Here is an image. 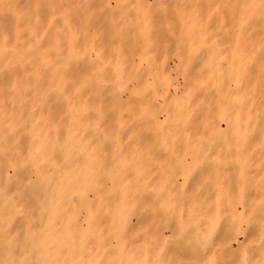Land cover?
<instances>
[{
  "label": "clouds",
  "instance_id": "clouds-1",
  "mask_svg": "<svg viewBox=\"0 0 264 264\" xmlns=\"http://www.w3.org/2000/svg\"><path fill=\"white\" fill-rule=\"evenodd\" d=\"M112 2L106 0L105 7L111 8ZM249 3L264 6V0ZM128 4L129 0H116L118 9ZM134 7L138 8L137 21L127 20V12L122 11L120 17L109 19L113 31L143 26L146 17L139 0ZM167 34V26L161 25L157 40ZM8 50L0 48V56ZM89 51L95 54L96 49ZM194 55V47L185 48L182 67ZM152 62L159 69L153 90L162 88L167 95L173 86L170 77L163 73L161 62ZM135 68V57L109 60L101 52L86 83L98 93L109 89V96L116 99L125 92L131 82L128 72ZM188 87L180 85L177 92L183 99V112L191 115L201 105L195 100L198 89L193 86L189 92ZM0 119H8L12 129L18 130L7 149L0 147V191L19 169L28 167L31 174L20 190L34 200L43 197L47 213L43 221L35 208L18 213L32 219H26L12 236L0 264H264V177L257 190L219 172L210 174L204 165L212 159L211 153L199 147L185 152L180 143L179 160L161 174L148 151L121 147L112 154L104 152L101 144L93 147L83 134L64 139L56 134L63 125L46 121L38 127L26 110L6 114L0 109ZM166 122L182 125L184 121L181 115L166 117ZM185 132L186 128L178 127L175 139L182 141ZM26 133L29 140L21 143ZM114 137L112 131L104 140ZM136 139L133 131L128 143ZM223 162L218 156L217 164ZM73 198L90 205L85 209L91 213L87 229L76 223L78 214L70 215L63 207L67 203L70 210ZM96 220L103 227H93L91 222ZM14 250L19 254L13 255ZM85 253L89 254L87 262L72 259Z\"/></svg>",
  "mask_w": 264,
  "mask_h": 264
},
{
  "label": "bare ground",
  "instance_id": "bare-ground-1",
  "mask_svg": "<svg viewBox=\"0 0 264 264\" xmlns=\"http://www.w3.org/2000/svg\"><path fill=\"white\" fill-rule=\"evenodd\" d=\"M157 1L161 4L160 11L150 18V30L157 24L158 28L166 25L169 33L175 26L187 36L186 48H195L194 57L187 63L191 70L185 79L188 91L191 92L193 86L198 89L195 93L197 104L204 95L211 97L205 108L206 127L210 128L205 151L211 153L212 159L208 162L212 167L204 165L205 170L210 174L219 172L234 181L239 179L248 187L259 190L262 187L260 178L264 177V6L250 5L249 0H234V7L221 11L215 3L224 4L227 0ZM168 2H174L172 8L166 6ZM105 5L106 0H0V48L10 49L0 56V109L6 114L13 109L18 114L26 110L38 127L46 121L59 122L63 125L56 129L59 137L68 139L83 134L87 141H93V147L101 144L103 151L107 149L115 154L116 150L124 148L118 133H128L132 129L122 117L125 113L114 110L107 128L110 132L115 131V137L104 140L98 134L100 126L93 124L90 134L87 125L89 118L100 115L83 108L86 102L99 105L101 98L110 91L105 89L98 93L86 83L88 72L95 67L96 54L83 52L79 35L92 24L95 11ZM107 10L114 15L122 9L115 5ZM118 15H121L120 11ZM137 19L138 14L132 13L130 20L135 22ZM143 28L144 21L139 29L130 25L125 30L130 35L143 32ZM218 34L224 41L226 36L233 38L235 54L229 50L225 52L226 59H221L216 40ZM130 42V47L116 48L111 55L117 59L124 56L126 61L135 57L136 68L128 72V79L133 75L137 80L132 92L148 95L147 86L136 75L138 69L144 62L150 66L153 59L166 69L165 60L138 35ZM111 55H106L109 60ZM221 63H225L228 70L222 76L219 74ZM181 106L183 108V103ZM223 117L226 118V128L220 131L217 120ZM198 121L199 118L190 123L189 135H193L192 129ZM27 127L31 130L32 124ZM16 131L8 119H0V147L7 149ZM28 140L26 133L20 142L27 143ZM218 156L223 157L222 166L217 164ZM30 174L28 167L19 169L0 191V261L6 258L5 250L12 244L7 247L12 237L6 239L12 232V224L23 225L26 219H32L18 214L24 213L26 205L36 209L40 220L47 219L43 197L34 200L20 190ZM63 207L69 210L67 203ZM87 208L90 205L73 198L70 211L71 215L78 214L77 224L89 221L91 213L85 210ZM91 223L94 227L103 226L98 220ZM5 241L8 244L5 245ZM12 254L19 253L14 250Z\"/></svg>",
  "mask_w": 264,
  "mask_h": 264
},
{
  "label": "rangeland",
  "instance_id": "rangeland-1",
  "mask_svg": "<svg viewBox=\"0 0 264 264\" xmlns=\"http://www.w3.org/2000/svg\"><path fill=\"white\" fill-rule=\"evenodd\" d=\"M137 2L138 0H129V4L126 6V8L119 10L121 13L122 11L127 12V20H130L132 13L138 14V8L134 7L137 5ZM234 3V0H227L224 4L215 3V7L218 10L223 11L229 7H234ZM100 4L104 3L101 2ZM115 5L116 0H113L112 6ZM160 5L161 4L157 0H139V6L143 9V15L146 17V19L144 20L143 32L141 31L139 33L138 38L144 43H148L153 47V49L155 48V54L161 55V57L165 60L164 63L166 65V69H162V71L166 76L170 77L169 83L173 85L167 89V92H169L170 95H164L162 88H155L153 90V80L158 74L159 69L156 64H151L149 66L148 63L144 62L142 67L138 69V73L136 75L140 78V80H142V84L147 86L149 93L148 95L132 92V88L136 86L137 80L135 77H132L133 75H131V78L129 79L131 82L127 84L128 88L118 98L113 99L111 96L106 95L101 98L102 101L99 103V105L95 106L90 103L87 104L86 102L83 108H86L90 113H93L94 111L95 114L100 115L99 117L94 116L89 118L87 125L90 128L93 126V124H95L96 127L100 126L97 130L99 131L98 133L102 138L110 133L107 126L108 123L113 119L114 110L120 111L122 114L125 113V115H122V117L128 122L129 126L131 125L132 129H130L128 133L126 131H122L117 135V137H119V142L124 144L123 149L127 151L129 148H131V150L134 152L148 151L152 153V158L156 161L157 166L160 169V173L163 174L179 160V157L182 154L180 148L178 147V143L182 144L183 151L185 152L190 147H202L203 150H207L206 140L208 134H210V128L206 127L207 122L205 115L207 113L205 108L207 105H209L211 97L204 95L202 99L200 98L199 105H201V107L195 112L196 114L191 113V115H188L187 113L183 112V108L181 106L183 99L177 92V88L185 83L186 76L189 75V72L191 71L187 64H184L182 67L183 56L180 55L183 54L186 48L187 43L185 40L187 39V36L180 33V31L176 30L175 26H173V30L165 36L164 42L162 40H157L158 24L155 28L150 30L152 23L150 18L156 16L159 13ZM173 5L174 2H168L166 4L168 8H172ZM103 7L100 9L102 11H95L92 24L79 32V35L81 34L80 47L84 53H88L89 49H96L95 60L97 56L101 54V52L106 56L111 55L116 48H121L122 46L130 47L132 45L130 41L137 36V32L129 35V33L125 30L126 28H121L119 33L113 31L110 27L109 19L111 17H120V15H118L119 11L117 10V13L111 15L110 11L108 12L107 8ZM216 40L218 45V55H220L221 59H226L225 54L229 50H231L233 54L236 53V47L233 45V38L226 36V41H224L222 36L218 34ZM111 58H113L112 55ZM219 69V74H221V76L228 73L225 63L219 64ZM177 77H179L178 83L176 81ZM158 97H163V99H160L159 102H157ZM181 115L184 121L182 125L170 124L166 122V117H179ZM197 118H199V121L192 129L193 135H189V127H191L193 119ZM217 121L220 125V129L224 130L226 128V118L223 117ZM180 126L186 128L187 132L184 133L182 141L178 142L175 139V136L177 129ZM133 131L137 133V139L136 142L129 144L128 141L130 140V135ZM187 136L188 138H186ZM167 138L172 139L169 142ZM191 140L192 142H189ZM88 141L91 144L93 143L92 140ZM100 141L103 140L101 139ZM187 143L190 145L188 146ZM154 144H158L159 146L154 149ZM104 152L110 153V151L107 149H105ZM205 165L207 168H209L208 166L212 165V163L207 162ZM211 167L212 166H210V168ZM229 178L230 180H233L231 177ZM31 209V205H26L23 208V211L25 212L28 210L31 212ZM68 211L71 215V211ZM82 223L84 224V228L87 229L88 226L85 224V222L83 221ZM21 227V224L13 223L11 227L12 232L10 233L11 235L8 234V238L6 239L10 240L9 236L12 237L15 235V233ZM11 241L9 244L8 241H5V245L8 244L7 247L10 246L12 243ZM87 255V253L86 255L84 254L83 256L85 257L83 258L80 254H78L77 256L72 257V259L76 260L77 262L82 259H84L83 261H88L89 257Z\"/></svg>",
  "mask_w": 264,
  "mask_h": 264
}]
</instances>
